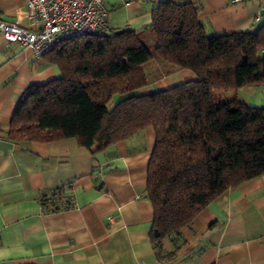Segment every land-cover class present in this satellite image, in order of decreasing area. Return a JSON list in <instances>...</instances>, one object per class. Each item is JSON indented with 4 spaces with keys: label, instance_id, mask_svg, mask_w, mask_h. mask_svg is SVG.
Wrapping results in <instances>:
<instances>
[{
    "label": "crops",
    "instance_id": "1",
    "mask_svg": "<svg viewBox=\"0 0 264 264\" xmlns=\"http://www.w3.org/2000/svg\"><path fill=\"white\" fill-rule=\"evenodd\" d=\"M29 0H0V21L24 19ZM169 0H105L106 33L147 31L153 9ZM199 7L208 34L255 31L260 6L247 1L182 0ZM152 93L197 79L185 68L153 58L143 65ZM48 56L8 43L0 32V264H264V174L211 201L181 228L175 249L169 237L158 259L150 232L154 211L146 195L156 133L148 126L131 138L100 147L79 139L16 141L8 137L24 92L60 76ZM241 101L264 108V82L236 92ZM62 190L72 206L45 211L44 198Z\"/></svg>",
    "mask_w": 264,
    "mask_h": 264
},
{
    "label": "trees",
    "instance_id": "2",
    "mask_svg": "<svg viewBox=\"0 0 264 264\" xmlns=\"http://www.w3.org/2000/svg\"><path fill=\"white\" fill-rule=\"evenodd\" d=\"M147 31L154 46L133 30L59 43L46 56L60 76L24 92L8 137H74L92 148L152 126L146 195L154 211L150 238L162 259L171 255L165 238L176 249L181 228L211 201L264 174V108L226 94L264 82V23L255 31L208 34L196 4L169 0L153 9ZM155 57L197 79L140 92L148 84L143 65Z\"/></svg>",
    "mask_w": 264,
    "mask_h": 264
},
{
    "label": "built area",
    "instance_id": "3",
    "mask_svg": "<svg viewBox=\"0 0 264 264\" xmlns=\"http://www.w3.org/2000/svg\"><path fill=\"white\" fill-rule=\"evenodd\" d=\"M232 4L247 1L260 6L256 20L264 23V0H229ZM109 12L105 0H29L24 19L14 22L1 20L0 32L10 44L30 49L36 58H42L66 40L105 32ZM45 211L68 209L72 203L57 190L46 196ZM35 264V263H11ZM140 264H146L144 261Z\"/></svg>",
    "mask_w": 264,
    "mask_h": 264
},
{
    "label": "rangeland",
    "instance_id": "4",
    "mask_svg": "<svg viewBox=\"0 0 264 264\" xmlns=\"http://www.w3.org/2000/svg\"><path fill=\"white\" fill-rule=\"evenodd\" d=\"M115 100H117V98H115Z\"/></svg>",
    "mask_w": 264,
    "mask_h": 264
}]
</instances>
